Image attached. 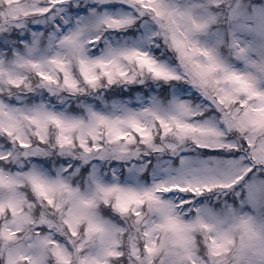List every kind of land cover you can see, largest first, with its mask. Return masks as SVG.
<instances>
[{"label":"snow or ice","instance_id":"6c2138e0","mask_svg":"<svg viewBox=\"0 0 264 264\" xmlns=\"http://www.w3.org/2000/svg\"><path fill=\"white\" fill-rule=\"evenodd\" d=\"M0 264H264V0H0Z\"/></svg>","mask_w":264,"mask_h":264}]
</instances>
